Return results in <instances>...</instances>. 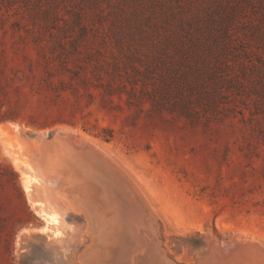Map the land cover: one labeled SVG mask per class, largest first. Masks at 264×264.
I'll use <instances>...</instances> for the list:
<instances>
[{
	"label": "rangeland",
	"instance_id": "374dc122",
	"mask_svg": "<svg viewBox=\"0 0 264 264\" xmlns=\"http://www.w3.org/2000/svg\"><path fill=\"white\" fill-rule=\"evenodd\" d=\"M256 5L239 17L225 63L216 64L203 90L195 81L193 88L182 87L180 98H165L147 86L138 92L140 102L130 105L126 95L109 98L82 87L76 96L67 91L58 97L53 86L61 77L48 84L31 35L13 25L18 16L2 9L0 126L17 125L28 136L69 129L98 146L143 194L160 245L178 264L202 260L215 244L246 241L264 248V43L255 29L264 14ZM2 141L0 264H69L88 243L74 249L65 235L51 241ZM67 220L85 224L81 215Z\"/></svg>",
	"mask_w": 264,
	"mask_h": 264
},
{
	"label": "trees",
	"instance_id": "16d2710c",
	"mask_svg": "<svg viewBox=\"0 0 264 264\" xmlns=\"http://www.w3.org/2000/svg\"><path fill=\"white\" fill-rule=\"evenodd\" d=\"M256 4L264 14V0H0V16H18L13 25L31 35L48 84L61 77L58 97L82 87L126 95L130 105L147 86L165 98L195 81L203 90L225 63L239 17Z\"/></svg>",
	"mask_w": 264,
	"mask_h": 264
},
{
	"label": "bare ground",
	"instance_id": "6f19581e",
	"mask_svg": "<svg viewBox=\"0 0 264 264\" xmlns=\"http://www.w3.org/2000/svg\"><path fill=\"white\" fill-rule=\"evenodd\" d=\"M11 127L0 126L3 152L21 175L29 206L50 228L51 241L65 235L74 249L88 243L69 264H178L162 249L143 194L95 145L69 129L48 139ZM70 214L83 216L85 224L75 226ZM221 248L211 245L190 264H264V248L256 243Z\"/></svg>",
	"mask_w": 264,
	"mask_h": 264
},
{
	"label": "water",
	"instance_id": "95a60500",
	"mask_svg": "<svg viewBox=\"0 0 264 264\" xmlns=\"http://www.w3.org/2000/svg\"><path fill=\"white\" fill-rule=\"evenodd\" d=\"M57 132H58L57 129L54 130V131H51L50 133L46 134V137H47L48 139H51V138H53V137L57 134ZM29 136H35V135H29ZM97 148H99V147L97 146ZM99 150H100L102 153H104L100 148H99ZM31 237H32V236L29 235L28 239L31 238ZM25 240H27V239H25Z\"/></svg>",
	"mask_w": 264,
	"mask_h": 264
}]
</instances>
